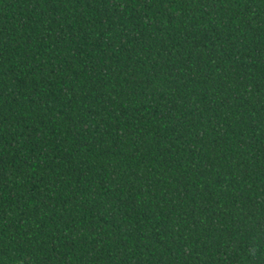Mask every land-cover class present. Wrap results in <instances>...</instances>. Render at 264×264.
Returning <instances> with one entry per match:
<instances>
[{
  "label": "trees",
  "instance_id": "trees-1",
  "mask_svg": "<svg viewBox=\"0 0 264 264\" xmlns=\"http://www.w3.org/2000/svg\"><path fill=\"white\" fill-rule=\"evenodd\" d=\"M0 264H264V0H0Z\"/></svg>",
  "mask_w": 264,
  "mask_h": 264
}]
</instances>
